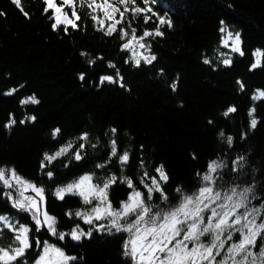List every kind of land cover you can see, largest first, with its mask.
Wrapping results in <instances>:
<instances>
[{"label":"clouds","instance_id":"obj_1","mask_svg":"<svg viewBox=\"0 0 264 264\" xmlns=\"http://www.w3.org/2000/svg\"><path fill=\"white\" fill-rule=\"evenodd\" d=\"M11 3L26 18L25 9L35 5L57 38H63L62 29L73 48L77 32L95 35L108 46L111 55L76 48L80 63L87 68V72L75 73L78 81L101 64L107 70L95 81L88 79L89 88L116 85L129 92L122 61L131 71L155 67L147 78L162 81L173 95L177 93L180 73L169 80L165 69L157 66L160 52L155 45L164 47L165 29L175 31V22L161 8V0ZM4 15L0 11V17ZM220 25L225 34L220 43L230 39L234 49L239 47L241 30L232 26L229 31L225 20ZM211 52L205 55L202 51L201 57L213 70L216 62L224 66L232 57L219 44L212 45ZM22 87L23 83L3 95H13ZM81 88L87 90L83 83ZM27 97L31 99L18 101L24 113L21 125L33 124L38 118L24 105H39L40 99L35 93ZM258 101L251 99L247 130L243 125L239 130L240 144L260 123ZM175 103L183 107L181 100ZM227 108L217 115L231 123ZM84 118L86 124L79 131L65 134L59 124L48 128L45 135L52 143L41 149L34 175L20 170L15 161H0V264H84V250L72 251L68 244H82L94 234L118 237L124 264H264V162L260 158L253 162L252 146L236 147L235 133L218 128L214 154L205 156L201 166L197 152L189 149L188 156L197 165L191 183L179 181L169 190L172 176L165 160L152 155L154 145L145 151L143 144L134 143L129 128L120 129L113 123L96 126L91 112ZM16 123L9 113L2 125L6 135H11ZM207 124L214 126L215 121L208 118Z\"/></svg>","mask_w":264,"mask_h":264},{"label":"trees","instance_id":"obj_2","mask_svg":"<svg viewBox=\"0 0 264 264\" xmlns=\"http://www.w3.org/2000/svg\"><path fill=\"white\" fill-rule=\"evenodd\" d=\"M161 8L172 16L175 31L165 29L168 38L162 41L164 47L155 45L160 52L157 66L165 69L169 80L175 72L180 73L175 95L162 81L147 78L155 67L131 71L122 61L129 92L116 85L89 88L88 79L95 81L98 74L107 70L101 64L78 81L75 73L87 72V68L80 63L76 48L98 49L111 55L106 44H101L95 35L80 36L77 32L73 34L77 42L73 48L62 29L63 38H57L35 5L25 9L29 13L26 18L11 0H0V11L5 13L0 17V161H15L20 170L34 175L41 149L52 143L45 135L48 128L59 124L65 134L79 131L86 124L85 113L91 112L96 126L113 123L120 129L129 128L135 135L134 143L143 144L145 151L154 145L156 151L152 155L165 160L171 173L169 190L179 181L191 183L192 169L197 165L189 158L188 150L197 152L202 166L204 157L216 150L215 132L220 127L235 133L236 147H253V162L257 158L264 162V98L255 105L260 123L244 144L239 143L241 125L247 130L246 113L252 92L257 88L264 90V59L261 68L249 71L253 51L257 47L264 49V0H161ZM221 20L229 24V31L232 26L241 30L243 56L231 51L229 41L227 46L220 43L225 35L219 30ZM214 44L232 55L231 67L216 62L217 69L213 70L202 63L201 52L212 55ZM237 78L246 86L244 93L237 91ZM21 83L24 87L13 95H3ZM32 93L41 102L36 106L26 104L24 109L38 118L33 124L21 125L19 120L24 113L18 101ZM178 99L183 102L182 108L176 107ZM229 105L237 108L230 114L231 123L217 115ZM9 113L17 120L10 136L2 126ZM208 118L215 121L214 126L207 124ZM68 247L72 251L84 250V264H124L119 256L118 237L94 234L82 244L70 241Z\"/></svg>","mask_w":264,"mask_h":264},{"label":"snow or ice","instance_id":"obj_3","mask_svg":"<svg viewBox=\"0 0 264 264\" xmlns=\"http://www.w3.org/2000/svg\"><path fill=\"white\" fill-rule=\"evenodd\" d=\"M237 39H239V37H237ZM229 40L230 39L223 40L222 43L225 44V46H227ZM231 51L234 52V53L239 54L240 56H243L244 55L243 51L241 50V44H240L239 47H237L235 49L231 46ZM252 55L254 57V61L250 65V68H249V71L250 72L251 71H254V70H257V69H259V68L262 67V59H264V51H262V50H254L253 53H252ZM232 63H233V57H231V59H229L225 63L224 67L225 68H229V67L232 66ZM235 84L237 85V88L242 87L244 89V91L241 92V93H244L246 91V86L242 82V79H237L235 81ZM262 98H264V90L259 89V88L254 89L253 92H252L251 99H253V100L258 99L259 101H262ZM28 99H31V98L30 97H26L25 98V101L28 100ZM25 101H21V102L23 103ZM236 111H237V108L234 105H229L228 108H227V112L229 114H232V113H234Z\"/></svg>","mask_w":264,"mask_h":264},{"label":"rangeland","instance_id":"obj_4","mask_svg":"<svg viewBox=\"0 0 264 264\" xmlns=\"http://www.w3.org/2000/svg\"><path fill=\"white\" fill-rule=\"evenodd\" d=\"M229 42L231 43V46H232V42H231V40H229ZM231 46H230V47H231Z\"/></svg>","mask_w":264,"mask_h":264}]
</instances>
